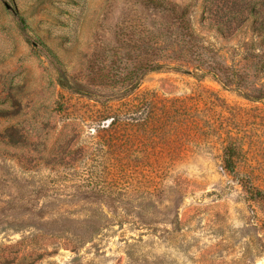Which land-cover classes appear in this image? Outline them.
<instances>
[{
  "label": "rangeland",
  "instance_id": "374dc122",
  "mask_svg": "<svg viewBox=\"0 0 264 264\" xmlns=\"http://www.w3.org/2000/svg\"><path fill=\"white\" fill-rule=\"evenodd\" d=\"M0 264H264V0H0Z\"/></svg>",
  "mask_w": 264,
  "mask_h": 264
}]
</instances>
